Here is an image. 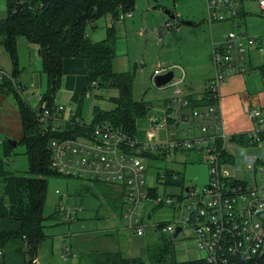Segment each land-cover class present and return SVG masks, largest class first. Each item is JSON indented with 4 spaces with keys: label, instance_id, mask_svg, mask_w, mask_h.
I'll return each instance as SVG.
<instances>
[{
    "label": "built area",
    "instance_id": "1",
    "mask_svg": "<svg viewBox=\"0 0 264 264\" xmlns=\"http://www.w3.org/2000/svg\"><path fill=\"white\" fill-rule=\"evenodd\" d=\"M258 5L264 16V0H258ZM240 7L241 0H206L205 21L212 26L234 20ZM132 17V12L120 15L117 25ZM172 27L170 19H167L163 28L151 33L162 38L164 31L168 32ZM145 33L141 30L142 35ZM255 44L256 39L235 31L228 32L223 42L213 44L214 74L207 82L206 92L216 99V105L190 109L183 91L178 84L171 82L173 96L165 105L162 119H150L147 141H140L124 129L102 121L76 138L52 140L49 144L51 169L65 177L108 184L125 196L127 204L123 219L126 228L132 230L136 237H143L151 229L160 228V225L149 227L146 216L138 212L142 204L152 201L159 208L177 207V215L164 225L163 232L174 235L178 228L183 229L177 239L183 238L187 232L195 249L203 254L201 260L206 264H232L233 260H249L261 254L264 252V162L259 157L245 158L252 174L251 188L223 171L227 164L224 158L226 147L232 137L223 131L219 108L220 88L229 75L245 72L248 47ZM166 73H169L168 69L157 66L152 73V84L156 86V77ZM2 77L5 74L0 71ZM15 87L20 91L23 89ZM38 101L40 103L41 97ZM188 110L190 114H186ZM63 111V107H55L53 113L48 109L42 110L37 114L39 124L46 128L52 122L56 129L54 123L61 122L56 115ZM71 116L74 118L75 114ZM248 117L256 128L247 135L246 143H236L259 144L264 140L259 109H251ZM186 133L194 134L187 137ZM183 150L206 153L204 160L209 165L210 174L208 185L202 190L181 187L182 193L176 198L159 195L158 187L145 190L146 168L140 159L148 158L146 154L165 156L169 151ZM258 174L260 184L256 180ZM177 179L178 175L172 173L170 181ZM158 181L165 188L166 175L158 176ZM153 190L157 193L151 196ZM66 215L69 220L72 219L69 209ZM148 218L150 220L151 215ZM74 256L69 248H65L60 258L68 261ZM31 263L37 264V258Z\"/></svg>",
    "mask_w": 264,
    "mask_h": 264
},
{
    "label": "rangeland",
    "instance_id": "2",
    "mask_svg": "<svg viewBox=\"0 0 264 264\" xmlns=\"http://www.w3.org/2000/svg\"><path fill=\"white\" fill-rule=\"evenodd\" d=\"M7 0H0V18L6 15ZM160 8H152L154 5ZM150 3L148 0H136L133 18H125L124 24L117 25V40L115 44V57L113 60V70L116 73L134 72L135 79L132 83V96L135 101H145L151 103L147 116L136 123V137L140 141H147L146 134L149 131L150 119H162L165 111V102L171 96L174 87L167 85L157 88L152 84L151 75L154 67L151 65L165 59L173 64V56H180L182 45L178 39L175 44L166 46L160 39L159 43L149 46L146 50L144 44L148 43L146 38L139 35L141 30L146 31V37L151 32L164 27L163 19L167 20L165 12L172 14H181L180 19L170 22L174 25L171 31H175L177 26L193 29L207 25L202 11H206L205 0H158L157 3ZM249 7H246L248 10ZM252 9H249L251 11ZM195 18V19H193ZM194 20L192 26H186ZM109 16L101 18L95 26H88L86 31L92 41H101L106 37V28L109 25ZM123 21L121 23H123ZM215 25V24H214ZM213 25V30H214ZM206 27V26H205ZM244 29V28H242ZM167 31H164L166 33ZM210 33V31H209ZM227 34V32H226ZM195 34L193 35V37ZM167 41V40H166ZM27 42L24 38L18 39V54L20 56V73L22 85L27 84L22 95L26 103L36 110L39 105L38 97H42L47 92V80L44 74L39 76L37 66L41 67V59L38 57L39 50L37 45L30 43L32 47V57L28 54ZM196 46L195 42L190 43V48ZM0 66L11 75L14 69L10 55L0 48ZM38 57V58H37ZM141 62L143 64H141ZM166 62V61H165ZM23 68L27 69L23 72ZM157 66L155 67V69ZM32 70V71H31ZM64 76L61 86L54 97L55 107H63L64 111L56 116L61 122H55L54 126L62 130L66 123L72 119L79 120L87 126L94 120V111L96 109L104 112L112 111L115 107L111 101L118 96V91L112 88L94 87L91 92L85 95V83L82 73L72 70H64ZM32 83L33 86H30ZM82 87V88H81ZM81 88V89H80ZM75 114L73 118L71 115ZM187 111L186 114H190ZM183 129H186L184 127ZM162 130L160 134L162 135ZM194 133H186L189 137ZM206 153L194 151H169L165 156L154 154L151 158L140 159V163L146 168V186L148 188L158 187L159 195L178 197L182 189L177 186L160 185L158 176L166 175V172H172L183 180L185 188L193 187L202 190L209 183V165L204 160ZM246 157H259L264 162V140L259 144H238L229 142L226 147L224 167L225 172L234 176L237 181L246 183L248 188L253 186L252 174L245 163ZM10 162L16 166L18 174L27 175L28 159L25 147L18 144L10 155ZM257 184H260L261 177L257 175ZM58 192V193H56ZM126 198L117 193L110 185L98 182H87L85 180L65 177L62 175H53L47 179L45 188V200L42 211V225L45 239L42 241L37 255V264H93L92 259L95 255L102 252L120 251L128 257L141 256L144 243L150 238L156 237L161 230L151 229L145 236L146 239L135 242V235L132 230L126 228V221L123 215L126 209ZM69 209L72 219L66 215ZM138 212L146 216L145 220L149 227L170 223L177 215L176 206H165L163 208L155 207L154 202L147 201L142 204ZM148 215L151 219L148 220ZM165 234V232H163ZM168 235V234H167ZM183 235V240L175 239V247L180 244L186 247L193 246L194 242ZM171 236V235H169ZM182 239V238H181ZM181 241V242H180ZM65 248L72 250L74 257L68 261H63L60 256ZM12 249L4 250V257L0 258V264H26L32 259L28 255L13 254ZM143 256V255H142Z\"/></svg>",
    "mask_w": 264,
    "mask_h": 264
},
{
    "label": "trees",
    "instance_id": "3",
    "mask_svg": "<svg viewBox=\"0 0 264 264\" xmlns=\"http://www.w3.org/2000/svg\"><path fill=\"white\" fill-rule=\"evenodd\" d=\"M135 2L136 0H7L6 17L0 20V48L10 55L13 62L14 69L10 78L15 80L20 75L17 42L19 38H24L39 49L42 74L47 80V92L41 97L38 108L33 110L9 78L2 77L0 82V89L5 88L13 94L19 109L23 126V137L19 144L25 147L29 164L27 175L18 174L15 177L16 204L8 208L5 217L0 218V258L4 257L5 249L11 248L13 254L21 255L23 251L24 255L32 257L26 263L32 264L31 261L45 239L42 225L45 188L50 176L59 175L51 169L49 144L52 140L76 138L102 121L122 128L134 137L137 121L147 116L151 103L135 101L132 96L135 71L116 73L112 65L119 17L133 12ZM148 2L156 4L158 0ZM152 8L160 6L156 4ZM108 16L111 18V25L106 28L105 39L92 41L87 34V27ZM169 17H172L171 12ZM68 59L87 61L83 95L92 91L93 83H96L97 88L116 89L118 96L111 99L115 107L109 112L96 109L93 123L89 126L74 118L61 131L54 129L52 122L48 127L42 128L37 114L44 109L54 112V97L64 76L63 64ZM259 69L264 72V64ZM187 103L190 109H196L216 105L217 101L210 93L205 92L201 99L189 98ZM232 141L246 143L247 135L232 137ZM6 147L7 156L12 149L9 145ZM146 156L153 157L152 154ZM171 174L172 172H166V186L185 189L182 179L170 181ZM156 193L153 190L150 195ZM163 227L164 224H160L161 230ZM175 241L173 235L164 234L162 230L154 239L150 238L144 243L143 256L127 257L120 251L102 252L93 257L92 263L206 264L203 260L179 262L175 253ZM232 264H264V252L249 260H233Z\"/></svg>",
    "mask_w": 264,
    "mask_h": 264
},
{
    "label": "crops",
    "instance_id": "4",
    "mask_svg": "<svg viewBox=\"0 0 264 264\" xmlns=\"http://www.w3.org/2000/svg\"><path fill=\"white\" fill-rule=\"evenodd\" d=\"M249 6L251 8H248L247 10L246 7ZM249 9H252V13L249 11ZM202 15L206 19L205 9L202 11ZM181 17V14L175 13L172 14V17L168 16V19L174 21L176 19H180ZM4 18H0V20ZM193 19H188L190 22L184 24L186 26H192L194 24ZM165 22L166 19H163V24ZM123 24L124 21L120 25L122 26ZM95 25L96 22L93 24V26ZM109 25H111V18L109 20ZM205 26H200L194 29V31H192L193 29L177 26L175 31H171L172 29H169L168 32L164 33L165 35L163 34V39L153 33H150L148 37H146L147 33L142 35L140 31L139 35L142 38H146L145 40L149 41L148 43L144 44L146 50L149 46L159 43L160 39L165 42L166 46L170 44L173 46L175 41L178 39L179 44H181L183 47L180 56H173V58H171L173 64H170L171 61L162 59V61L156 62L157 64L153 63L151 66L155 69L156 66L161 65L165 69H168V72H172L174 75L171 82L178 84V87L183 91L186 100L189 98L198 100L205 95L207 82L213 77L214 74L212 59L213 44L223 42L226 32L228 33L230 31L243 33L248 38L256 39V44L254 46L248 47L245 72L242 74L229 75L220 88L219 108L223 131L230 137L238 138L248 135L255 130V123H253L248 117V113L251 109H259L260 119L262 120L261 127L264 128V72L259 69L264 64V16L259 8L258 0H241V7L238 16L234 20L215 24L214 30L213 25L209 26L210 33L208 30H206L208 26ZM194 34L195 36L193 37ZM192 42H195L196 46L193 49H189L188 47ZM26 49L28 50V54L30 56L29 58L31 60L32 47L30 43H27ZM36 50H39L38 47H36ZM37 54L38 57H40L39 52ZM141 64L143 63L141 62ZM18 66L20 70L21 67L19 54ZM87 67V61L83 59H68L65 60L63 64V69L65 71L68 69H76V71L82 73L81 75L84 78V83L86 81L85 75L87 72ZM36 69V72H38L39 76L42 77V64L41 67L39 65ZM0 71L5 74V77L11 80L14 86L19 84V87L23 88L21 89V92L26 89L27 84L22 85L21 83V73L17 79L12 80L10 75L1 66ZM26 71L27 69L23 68V72ZM182 76H184V78H182ZM1 79L2 78H0V82ZM30 86H33L32 83ZM170 86L173 87L172 85ZM173 91L174 89L171 92L170 98L166 100L165 105L172 98ZM22 137L23 126L20 118V112L16 105L13 94L7 91L5 88H1L0 218L5 217L8 208L12 205H15L17 202L15 177L18 175L19 170L16 166L11 164L10 155L17 147ZM9 141H15L16 146L13 148L12 145L9 144ZM7 145H9L12 150L10 154L6 156L5 150L7 149ZM149 233H147L145 236H147ZM144 239L145 238L135 237L134 241L137 242L138 240L142 241ZM179 240H183V238L177 239V241ZM175 253L179 262L199 261L203 258V254L198 252L195 249V246L186 247L185 245L180 244L175 248Z\"/></svg>",
    "mask_w": 264,
    "mask_h": 264
},
{
    "label": "water",
    "instance_id": "5",
    "mask_svg": "<svg viewBox=\"0 0 264 264\" xmlns=\"http://www.w3.org/2000/svg\"><path fill=\"white\" fill-rule=\"evenodd\" d=\"M165 14L167 16H169V12L166 11ZM173 77H174V75H173L172 72L166 73L164 75L157 76L156 79H155L156 87L157 88H162V87H165V86L169 85L170 82L173 80ZM9 144L12 145L13 148L16 146V142L15 141H9ZM186 191H188V189H186ZM182 231H183V229L178 228L176 230V232L174 233L173 238L176 239L181 234Z\"/></svg>",
    "mask_w": 264,
    "mask_h": 264
}]
</instances>
